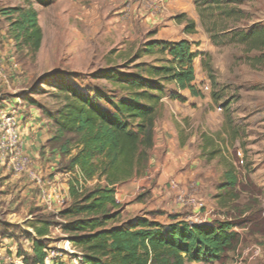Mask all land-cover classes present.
Segmentation results:
<instances>
[{
    "label": "rangeland",
    "instance_id": "rangeland-1",
    "mask_svg": "<svg viewBox=\"0 0 264 264\" xmlns=\"http://www.w3.org/2000/svg\"><path fill=\"white\" fill-rule=\"evenodd\" d=\"M197 1L201 5L205 0H57L50 7H38L44 40L37 60L20 64L23 74L12 71L7 73V80L16 96L25 91L26 96L43 104L50 102L43 92L52 86L42 79L53 75L63 76L65 82L84 92L97 88L109 92L111 83L91 78L92 74L124 67L126 58L150 40L187 38L200 54L195 61L196 83L203 96L192 97L188 91L165 84V111L158 123L175 122L183 136H196L187 154L189 161L166 175L162 186L157 185L162 169L153 166L149 174L154 177L147 180L150 186L135 187L129 182L120 187L117 197L124 206L123 219L146 215L169 224L176 216L211 224L225 217L240 231L242 248L261 247V257L250 264H264V50L248 52L223 33L214 39L208 28L216 26V34L227 19L219 13L220 8L214 17H207V13L201 16ZM239 1L233 7L239 15L228 20L234 27L227 33L264 27V0ZM12 4L19 2L5 3ZM182 14L189 20L192 15L196 17L195 34H185L188 21L177 20ZM155 58L162 60L164 56H146L141 61L153 63ZM13 94L9 93L10 98L16 97ZM229 170H234L239 185L223 191L220 186ZM59 178L62 184L63 178ZM172 181L178 184L176 188L170 186ZM180 193L196 197L202 208L179 203ZM69 203L65 199L57 209L61 211ZM65 222L57 217L58 231L49 241L50 248L66 240ZM228 263L241 264L236 252Z\"/></svg>",
    "mask_w": 264,
    "mask_h": 264
},
{
    "label": "trees",
    "instance_id": "trees-1",
    "mask_svg": "<svg viewBox=\"0 0 264 264\" xmlns=\"http://www.w3.org/2000/svg\"><path fill=\"white\" fill-rule=\"evenodd\" d=\"M16 1L19 4L2 8L0 14L9 25L19 64L35 63L44 40L38 7H50L57 0ZM240 3L205 0L201 5L197 1V7L203 17L205 13L214 17L220 8L219 13L227 19L216 34V26L208 28L214 39L223 33L248 52L263 51L264 27L227 33L234 27L228 20L239 15L233 7ZM177 20L188 21L185 34L197 32L196 22L186 14ZM159 55L164 58H155L153 63L141 61ZM199 55L188 39H153L126 58L124 67L92 74L91 78L111 83L109 92L98 88L84 92L65 82L63 76L53 75L42 79L52 86V90L43 92L49 103L32 96L25 98L29 107L40 111L52 131L47 147L62 158L58 172L71 175L70 203L57 214L40 215L42 225L35 229L38 239L24 235L33 242V254L19 251L25 264H44L50 240L43 237L49 227L56 226L57 217L66 221L63 231L82 254V264H229L242 241L232 221L191 226L176 216L169 224L146 215L124 220V206L116 199L118 188L145 177L149 171L155 128L165 111V84L188 91L192 97L203 96L196 83L195 61ZM238 185L237 175L229 170L220 189Z\"/></svg>",
    "mask_w": 264,
    "mask_h": 264
},
{
    "label": "crops",
    "instance_id": "crops-1",
    "mask_svg": "<svg viewBox=\"0 0 264 264\" xmlns=\"http://www.w3.org/2000/svg\"><path fill=\"white\" fill-rule=\"evenodd\" d=\"M6 1L0 2V10L8 7L5 5ZM10 6H15V4ZM190 17L193 21H197L194 15ZM8 27L7 21L0 14V61L4 68V76L0 78V110H15L17 112L24 151L31 158L33 168L39 172L44 183L50 184L52 189L55 187V200L60 197L64 198V201L65 199L70 201L69 181L71 175L58 172L62 158L59 152L47 147L52 138L51 129L43 120L40 111L28 106L25 100L28 95L24 94L25 91L16 89V91H22L16 96L10 86L9 78L7 80V73L9 75L12 71L23 74L17 60L15 43L8 34ZM180 39L187 38L178 40ZM12 82L15 84L14 79ZM11 91L16 97L10 98ZM173 123L164 121L162 124L157 123L155 128V146L151 153L149 169L153 166L162 169V174L157 179V185L161 186L166 175L177 170L179 165H184L189 161L187 154L191 152L190 145L196 141L195 135H191L189 138L183 136L175 122ZM155 162L157 163L155 164ZM169 169L171 171L168 172ZM59 177L63 178L62 184H59ZM147 180L145 176L135 179L131 183L135 187L145 184L150 186ZM119 189H117V193ZM57 208L50 210L43 204L38 184L26 174H16L0 164V264H25L19 251L22 249L30 255L33 254V242L24 235H31L34 239H38L35 229L42 225L40 215L57 214L60 211ZM57 231V227L51 226L43 238L54 240L53 236ZM62 256L59 263L74 264L72 256L68 254ZM190 264H199V262Z\"/></svg>",
    "mask_w": 264,
    "mask_h": 264
},
{
    "label": "built area",
    "instance_id": "built-area-1",
    "mask_svg": "<svg viewBox=\"0 0 264 264\" xmlns=\"http://www.w3.org/2000/svg\"><path fill=\"white\" fill-rule=\"evenodd\" d=\"M4 76V68L0 61V78ZM0 164L5 166L8 170L16 174H26L31 180L36 182L40 188V197L43 204L50 210H54L58 206L64 204V198L58 197L55 200L56 189H52L50 184L43 182L39 172L33 168L31 158L24 151V144L21 138L20 124L18 115L15 110H0ZM148 180L152 179V174L149 172L146 175ZM177 183L172 181L171 187H177ZM117 201L118 197L116 196ZM178 202L187 204L195 208H202V203L196 197L187 193L178 194ZM229 221L228 218L223 217L220 222ZM188 224L204 225L207 224L204 221L192 222L188 221ZM240 234V231L235 228ZM67 237V236H66ZM241 244L236 250L237 258L241 264H250L262 255V249L257 245H250L241 250ZM63 254L74 255V264H82L83 256L78 249L70 242L68 237L56 248H50L47 250L44 264H59V258ZM24 259V258H23ZM23 264V263H22Z\"/></svg>",
    "mask_w": 264,
    "mask_h": 264
}]
</instances>
